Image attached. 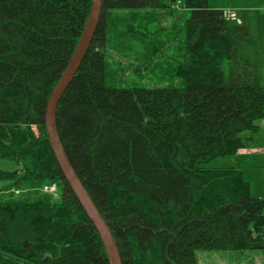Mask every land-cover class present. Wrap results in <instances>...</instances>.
Wrapping results in <instances>:
<instances>
[{"label":"trees","instance_id":"16d2710c","mask_svg":"<svg viewBox=\"0 0 264 264\" xmlns=\"http://www.w3.org/2000/svg\"><path fill=\"white\" fill-rule=\"evenodd\" d=\"M173 3L190 14L171 56L184 86L106 87V50L134 33L120 11ZM90 4L0 0V160L14 165L0 169V264H107L44 126ZM226 16L207 0H102L95 34L58 103L63 149L122 264H198L197 250L257 251L264 264V198L251 195L239 168L202 166L236 154L241 134L264 122V58L242 55L252 45L249 28ZM53 183L62 191L56 199L41 191Z\"/></svg>","mask_w":264,"mask_h":264},{"label":"rangeland","instance_id":"374dc122","mask_svg":"<svg viewBox=\"0 0 264 264\" xmlns=\"http://www.w3.org/2000/svg\"><path fill=\"white\" fill-rule=\"evenodd\" d=\"M207 3L214 10L229 11L231 15L226 16L228 20L235 23L243 21L248 26L252 45L242 50V55L256 54L264 58V0H207ZM171 6L165 10L145 8L120 11L124 25L129 26L134 33L116 36L109 50H106V87L130 89L157 84L176 88L184 86L182 80L173 75L172 69L176 64L171 56L183 44V27L190 14L179 3ZM164 45L167 46L163 48ZM257 125L259 129L256 133L241 134L244 144L242 152L240 150L234 155L214 158L202 164L207 168H239L243 180L251 184L252 196L264 190V122H258ZM13 168L12 162L0 160L1 170L10 171ZM61 192L58 186L57 194L61 195ZM195 255L198 264L263 263L262 254L257 251L197 250Z\"/></svg>","mask_w":264,"mask_h":264},{"label":"water","instance_id":"95a60500","mask_svg":"<svg viewBox=\"0 0 264 264\" xmlns=\"http://www.w3.org/2000/svg\"><path fill=\"white\" fill-rule=\"evenodd\" d=\"M101 9L102 0H91L89 15L76 47L47 99L44 111V126L56 164L88 220L92 223L105 251L107 264H122L111 230L70 163L60 141L56 125L58 103L87 52L99 22Z\"/></svg>","mask_w":264,"mask_h":264},{"label":"built area","instance_id":"2783aa9c","mask_svg":"<svg viewBox=\"0 0 264 264\" xmlns=\"http://www.w3.org/2000/svg\"><path fill=\"white\" fill-rule=\"evenodd\" d=\"M225 14L227 16H230L231 14L229 13V11L225 12ZM234 19V18H231ZM41 191L43 193L49 194L51 195L53 198H58V194H57V185L56 184H49V185H44L41 189Z\"/></svg>","mask_w":264,"mask_h":264},{"label":"crops","instance_id":"0c3cea01","mask_svg":"<svg viewBox=\"0 0 264 264\" xmlns=\"http://www.w3.org/2000/svg\"><path fill=\"white\" fill-rule=\"evenodd\" d=\"M243 148H244V147H243ZM240 150H241V151H240ZM240 150H239V151L242 152V149H240ZM243 150L246 151L245 149H243ZM239 151H238V152H239ZM249 183H250V182H249ZM249 183H248V184H249ZM249 187H250V191H251V184H249ZM256 193H258V194L255 195L254 197L264 198V190H262V191H260V192L258 191V192H256Z\"/></svg>","mask_w":264,"mask_h":264}]
</instances>
